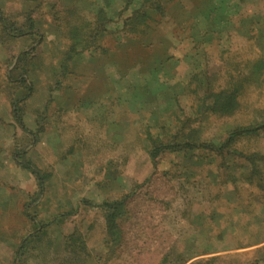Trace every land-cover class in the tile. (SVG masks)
Returning a JSON list of instances; mask_svg holds the SVG:
<instances>
[{"label":"rangeland","instance_id":"rangeland-1","mask_svg":"<svg viewBox=\"0 0 264 264\" xmlns=\"http://www.w3.org/2000/svg\"><path fill=\"white\" fill-rule=\"evenodd\" d=\"M144 1L0 0V264L264 257V0Z\"/></svg>","mask_w":264,"mask_h":264},{"label":"trees","instance_id":"trees-1","mask_svg":"<svg viewBox=\"0 0 264 264\" xmlns=\"http://www.w3.org/2000/svg\"><path fill=\"white\" fill-rule=\"evenodd\" d=\"M160 0H149L146 2L144 1V4L141 5L140 9L134 10L132 13V16H141L142 14L145 16H148L147 13L148 12H152V11H160ZM129 5L127 4L126 8L128 10ZM143 17V18H144ZM107 18L103 16V18L98 19L96 25L94 26V28L92 30H90V34L84 33L86 32L85 29L83 31L80 30V32L77 33V36L80 38L76 40H73V43L70 46V50H69V54L71 52L78 54L80 51L88 49V48H93V44L95 43V41L102 36L105 31H106V25H107ZM141 24V21H137L134 20L132 17H128L127 19H125L124 21V27L123 30L127 29H131V27H136L138 24ZM1 24V29L3 31V33L7 36V37H19L24 35L25 31L27 30H33L35 27V22L34 20H32V18H27L25 20V22L21 25L18 26L16 24V22H12L10 20H8L7 18H3L0 21ZM27 26H30V28L26 29ZM91 44V45H90ZM64 54H68V52H65ZM68 54V55H69ZM29 54H25V58L22 57L19 61H18V65L15 68V72L19 73L18 75L20 77H23V75L25 73H27L26 70V64L25 61L26 59H28ZM33 59V58H31ZM22 82H25V78L22 79ZM16 113V118L19 119L17 117V114H20V110L17 108H15ZM178 145V144H177ZM173 144L169 143V144H164V143H160V145L158 146V148L156 149V152H159L161 149H168V148H172ZM264 182V178H262L260 180V183ZM121 204L122 202H107L104 206L106 208L107 211V219H108V223L110 225L109 227V232L110 233H114L115 232V221L117 218V212L120 211L121 209ZM114 213V214H113ZM119 213V212H118ZM112 235V234H111ZM220 260L215 259L213 261H207L204 264H219ZM264 263V257L263 258H257L255 259L251 264H262Z\"/></svg>","mask_w":264,"mask_h":264}]
</instances>
